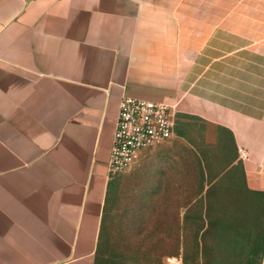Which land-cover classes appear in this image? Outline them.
Here are the masks:
<instances>
[{"label": "crops", "instance_id": "crops-1", "mask_svg": "<svg viewBox=\"0 0 264 264\" xmlns=\"http://www.w3.org/2000/svg\"><path fill=\"white\" fill-rule=\"evenodd\" d=\"M123 97L173 108L128 169L180 252L264 264V0H0V264H95Z\"/></svg>", "mask_w": 264, "mask_h": 264}, {"label": "rangeland", "instance_id": "rangeland-1", "mask_svg": "<svg viewBox=\"0 0 264 264\" xmlns=\"http://www.w3.org/2000/svg\"><path fill=\"white\" fill-rule=\"evenodd\" d=\"M140 177L128 169L116 178L103 212L95 264H183L173 238L178 207L167 205L159 191L152 196L146 177ZM187 246L185 264H200L191 238Z\"/></svg>", "mask_w": 264, "mask_h": 264}, {"label": "built area", "instance_id": "built-area-1", "mask_svg": "<svg viewBox=\"0 0 264 264\" xmlns=\"http://www.w3.org/2000/svg\"><path fill=\"white\" fill-rule=\"evenodd\" d=\"M172 107L123 97L119 102L108 172L117 175L135 163L139 153L170 139L174 126Z\"/></svg>", "mask_w": 264, "mask_h": 264}, {"label": "trees", "instance_id": "trees-1", "mask_svg": "<svg viewBox=\"0 0 264 264\" xmlns=\"http://www.w3.org/2000/svg\"><path fill=\"white\" fill-rule=\"evenodd\" d=\"M113 193H114V190H113V192H111V196H112ZM178 234H179V224H178V221H176L175 222V232H174L173 238H174V241H175V243L177 245V248L179 250V249H181V244H183V239ZM192 240H193V246H194V248L197 249V247H198V239L192 238ZM187 242H188V239H185L184 240V245L187 244ZM99 246H100V240H99V244H98V248H97V253L99 251ZM193 253H196V255L198 254L195 251ZM182 254H183V264H185V262H184V255H186V252H182Z\"/></svg>", "mask_w": 264, "mask_h": 264}]
</instances>
